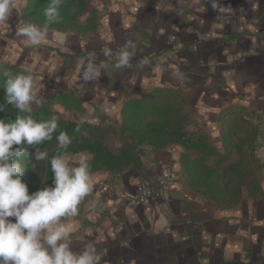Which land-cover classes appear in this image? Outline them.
<instances>
[{
  "label": "crops",
  "instance_id": "1",
  "mask_svg": "<svg viewBox=\"0 0 264 264\" xmlns=\"http://www.w3.org/2000/svg\"><path fill=\"white\" fill-rule=\"evenodd\" d=\"M132 5L125 13L117 9L107 15L108 30L96 36L54 31L33 46L15 36L16 27L11 36L0 34V63L7 65L11 58L12 65L31 73L41 100L70 93L81 101L83 119L118 126L126 100L152 89L181 91L190 110L185 129L217 146V155L204 161L195 149L134 144L120 134L119 147L133 144L144 157L138 156L135 167L91 173L92 191L81 216L70 218L76 226L72 241H81L72 250L94 244L100 264H264V0H139ZM130 44L136 47L130 48L132 68L116 67L119 58L108 61ZM240 107L258 116L251 147V131L232 123L246 117L229 115ZM244 147L253 159L250 154L245 162L231 159ZM185 155L199 167L194 178ZM209 159L211 165L205 163ZM229 165L232 175L212 181L239 187L240 195H210L203 170L222 173ZM165 169L176 181L162 189L157 180ZM252 172L258 180L245 182ZM141 179L153 183L157 196L150 206H130L121 195ZM93 200L96 207L90 210Z\"/></svg>",
  "mask_w": 264,
  "mask_h": 264
},
{
  "label": "clouds",
  "instance_id": "2",
  "mask_svg": "<svg viewBox=\"0 0 264 264\" xmlns=\"http://www.w3.org/2000/svg\"><path fill=\"white\" fill-rule=\"evenodd\" d=\"M61 2L50 0L44 10L43 27L20 21L15 36L33 46L46 41L47 24L57 21ZM15 3L16 0H0V29L4 31H10L8 21ZM128 60L129 52H121L116 67L127 65ZM91 70L89 64L85 80ZM2 75L5 103H0V112L5 111L6 105L18 111L14 120L0 119V264H100L102 256L94 244L84 245L79 251H73L70 244L76 226L69 218L78 216L79 206L92 191L88 158L81 156L72 164L63 154L49 157L46 149L37 147L33 156L36 161H49L53 186L30 195L22 179L21 157L27 148L21 145L36 146L52 140L58 128L57 117L46 121L34 118L31 105L35 87L31 74L4 71ZM55 139L58 153L72 143L64 131ZM95 207L93 200L89 209Z\"/></svg>",
  "mask_w": 264,
  "mask_h": 264
},
{
  "label": "trees",
  "instance_id": "3",
  "mask_svg": "<svg viewBox=\"0 0 264 264\" xmlns=\"http://www.w3.org/2000/svg\"><path fill=\"white\" fill-rule=\"evenodd\" d=\"M89 0H62L59 7V17L56 22L47 24V29L61 32H79L82 35L93 29L92 19H87L85 24L81 23L80 15L89 11ZM50 0H25L22 9V18L25 22L43 27L46 24L44 10L49 6ZM94 16V12H90ZM9 71L13 74L22 70L15 65L0 66V103H5L4 77L2 73ZM80 100L70 93L58 92L46 100H41L37 105H31L33 116L38 121L50 120L57 117L58 128L53 134V139L44 141L41 145L27 146L26 154L21 157L24 168L22 179L28 185L29 194L45 187L53 186L54 174L51 172L49 161H36L33 153L36 148L47 150L49 157L57 154H71L85 156L88 158L90 173L104 171H120L125 167H135L138 163L135 146L133 144L122 145L117 149L109 146L107 135L109 126L101 123L89 122L83 117L77 116L75 121H71L56 109L55 105L60 104L65 110H74L81 114L79 108ZM17 109L11 105H6L4 112H0V119L14 120ZM120 134H126L135 143H148L155 148H162L169 143H176L187 150H198L202 155V160H206L217 155V146L210 144L204 137H198L192 131L185 129L190 110L187 107L186 98L181 91L152 89L148 93L136 99L126 100L121 107ZM79 117V118H78ZM61 131L66 132L72 139V143L58 153L57 141L55 139ZM228 139L223 140L222 146L226 147ZM13 145V148L21 147ZM228 152V151H227ZM227 158V156H222ZM185 166L189 174L194 178L198 169L189 155H185ZM233 165L225 167L222 173H215L209 168L203 170L204 178L207 181L206 189L212 196L227 195L229 192L233 197L239 195V187H220L216 181L224 179L231 174ZM238 172H235L237 174ZM233 174V173H232ZM231 174V175H232ZM216 185H213L214 183Z\"/></svg>",
  "mask_w": 264,
  "mask_h": 264
},
{
  "label": "rangeland",
  "instance_id": "4",
  "mask_svg": "<svg viewBox=\"0 0 264 264\" xmlns=\"http://www.w3.org/2000/svg\"><path fill=\"white\" fill-rule=\"evenodd\" d=\"M139 0H89L88 1V7H89V11L87 12H84L83 14H81L79 17H80V20L81 21H85L87 19H92V26H93V29L91 30H87L88 29V26L85 28L87 33H89L90 35L92 36H96L97 34L101 33V32H106L108 29L106 28L107 26H109V21L107 20L108 19V16H110V14L117 10V9H121L123 10L122 12H127L126 10L128 9V6L134 4V2H137ZM25 5V0H16V3H15V6H14V10L12 11V14L9 18V26H10V31H4L3 29H0V34H3V35H6V36H11V31H14V27H16V25L19 23V21L21 22H25L23 21V18H22V9ZM258 5L260 6V3L258 2ZM133 6V5H132ZM93 11L94 12V16H90V12ZM108 15V16H107ZM27 23V22H25ZM109 28V27H108ZM48 33H51V32H54L56 30H51V29H47ZM75 34L77 35H81V33L79 32H76ZM214 40V38H213ZM232 40V39H230ZM222 41L224 42L225 39L222 38ZM144 45V44H143ZM229 46V44L227 45ZM130 48H136L135 46H133L132 44L129 45V49H122L120 51H118L117 53L114 52V55H116L115 58L112 57V55H109L108 56V61H111L114 60L116 58H119V55L121 52H124V51H128L129 52V59H131L132 57V54H131V49ZM112 54V53H111ZM13 59L9 58V61L7 65L11 64L12 65V62ZM173 61V60H171ZM132 62L129 61L127 64L128 65H125V68H132V66L130 65ZM136 65V64H135ZM0 66H2V63H0ZM123 68V69H125ZM25 74H31V73H28L26 72ZM32 75V74H31ZM34 87H35V96H34V102L32 103V105H37L41 99H40V95L36 89V85H35V81H34ZM63 90H66V89H63ZM76 90V89H74ZM35 101H38V102H35ZM263 101V100H262ZM58 109V108H56ZM60 110V109H59ZM73 111H68V110H60V113L65 116L66 118H68L69 120L71 121H75L77 119V112H73ZM230 113V114H229ZM229 113H226V114H229V115H234L235 117H239V116H245L246 119L245 120H242V119H237V120H234L232 123L234 122H239L237 123L239 126H241L240 128V131L244 132V131H248L250 130L252 135L250 137V141H249V144H248V147H251V145H254L255 142L252 141V138L254 137L253 135V131H257V128H258V125H257V113L255 111H250L248 110L247 108H237V109H233V110H230ZM81 116L83 115H80V118ZM231 122V121H230ZM101 124L103 125H108L109 126V130H108V135H107V141H108V144L111 148L113 149H117L119 148L120 146V143H121V135H120V125L118 124V126L116 125H113V124H110L108 122H105V121H101ZM234 132H237V130H235ZM122 135L125 136V134L123 133ZM249 139H247L245 142H247ZM256 141V140H255ZM238 152V155L236 156V153ZM235 151V155L234 156H231V159L233 158L234 160L235 159H238L239 157V160H242V158L244 159V162L245 160L248 159V155L250 154V160L253 159L252 157V151L251 149L247 148V147H244V150L243 151ZM248 154V155H247ZM65 157L69 160L70 163L72 164H75L80 156L78 155H71L69 153L67 154H64ZM254 155H257V152L254 153ZM212 162H214L213 159H209L208 161H206L205 163L208 164V165H211ZM216 164V163H215ZM254 177L258 180V174L256 172H252V173H249L248 174V178L245 182L248 183V181H252L254 179ZM95 189H99V185L94 182V186H93ZM250 190V189H249ZM252 191V190H251ZM240 195V194H239ZM87 198V197H86ZM85 198V200H86ZM84 200V201H85ZM83 201V202H84ZM83 202L81 203V205L79 206V214L78 216L74 217L73 219H78L83 211L82 209V204ZM9 219H12L14 221V218H9ZM70 219V218H69ZM73 237H71L70 239V244H74L75 246H81V241H72ZM112 264V263H111Z\"/></svg>",
  "mask_w": 264,
  "mask_h": 264
},
{
  "label": "built area",
  "instance_id": "5",
  "mask_svg": "<svg viewBox=\"0 0 264 264\" xmlns=\"http://www.w3.org/2000/svg\"><path fill=\"white\" fill-rule=\"evenodd\" d=\"M141 149H144L143 146H140ZM141 158L144 155H138ZM176 181L175 175L168 169H165L161 172L158 177L157 185L166 189L172 186ZM157 196V190L153 187V183L147 179H141L137 182L135 187L128 192H124L121 197L123 200L130 206H134L137 204H143L146 206H150L152 200Z\"/></svg>",
  "mask_w": 264,
  "mask_h": 264
}]
</instances>
